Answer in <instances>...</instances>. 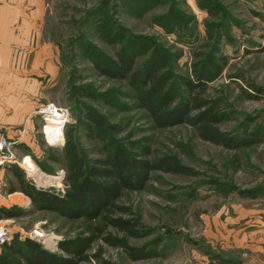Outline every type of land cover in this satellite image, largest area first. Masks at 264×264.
Returning <instances> with one entry per match:
<instances>
[{"label": "rangeland", "instance_id": "obj_1", "mask_svg": "<svg viewBox=\"0 0 264 264\" xmlns=\"http://www.w3.org/2000/svg\"><path fill=\"white\" fill-rule=\"evenodd\" d=\"M36 29L46 50L32 101L68 110L63 144L65 132L73 131L88 166L116 152L144 158L147 150V159L170 157L183 169L153 172L142 190L124 192L118 201L126 213L116 216L135 220L139 237L109 232L156 257L132 261L97 242L88 254L99 258L80 264H190L197 253L213 262L216 255L237 258L238 251L222 252L215 238L239 225L264 224V0H45ZM118 53L135 55L131 72L104 75L100 68L114 71ZM194 54L224 61L205 99L231 149L200 140L186 124L158 128L140 107L138 95L149 83L135 78L146 69L165 81L171 106L188 101L184 82ZM34 115L14 146V161L0 165H10L6 183L24 196L4 209L15 216L0 222L9 236L0 246V264H27L28 240L65 258L59 244L79 234L80 222L38 210L21 192L17 177L27 189L61 194L65 188L63 145H46ZM40 174L48 178L38 180ZM9 247L23 256H10Z\"/></svg>", "mask_w": 264, "mask_h": 264}, {"label": "trees", "instance_id": "obj_2", "mask_svg": "<svg viewBox=\"0 0 264 264\" xmlns=\"http://www.w3.org/2000/svg\"><path fill=\"white\" fill-rule=\"evenodd\" d=\"M116 62L114 71L100 70H103L104 75L113 78H125L133 68L135 55L118 53ZM223 66L222 58L208 56L201 59L199 54H194V61L190 66V80L184 82L188 101L179 106H171L173 101L169 91L165 90V81L155 76L153 70L146 69L143 77L135 78L139 85L149 83L148 88L142 89L138 95L140 107L146 110L158 128L186 124L200 140L231 149V140L219 131V119L205 99L208 84L220 76ZM61 153L65 185L61 194L27 189L25 183L16 177L21 185V192L29 197L32 205L40 211L54 213L65 220L80 222L79 234L59 244V249L67 254L65 258L49 253L34 242L25 241L23 248L28 255L23 258H27V264H80L89 258L98 259L99 254H88L92 245L97 242L121 249L132 261L156 257L128 246L125 238H118L109 232L115 230L125 237H139L135 230V220L116 216L126 213L125 209L118 206V201L124 192L142 190L153 172L182 173L183 169L170 157L147 159V150L143 154L144 158L116 152L112 157L96 160L94 166H88L79 153L71 130L64 134ZM47 158L55 161L53 154ZM14 216L10 211L0 209V218ZM8 253L15 256L21 255L22 251L9 247Z\"/></svg>", "mask_w": 264, "mask_h": 264}, {"label": "crops", "instance_id": "obj_3", "mask_svg": "<svg viewBox=\"0 0 264 264\" xmlns=\"http://www.w3.org/2000/svg\"><path fill=\"white\" fill-rule=\"evenodd\" d=\"M44 4L45 0H0V132L17 140V144L22 141L32 113L35 114L38 107L37 101H32V84L37 82L40 66L44 65L40 58L46 49L41 47L36 29L44 16ZM34 116L39 118L36 114ZM9 167L0 166L2 210L12 205L14 197H24L6 183L5 172ZM242 226L215 238L222 252L235 254L234 251H238L237 258L216 255L213 262L206 254L197 253L193 257L196 261L190 264H223L221 261H225L224 264H264V224L251 222L245 225L246 229H240Z\"/></svg>", "mask_w": 264, "mask_h": 264}, {"label": "built area", "instance_id": "obj_4", "mask_svg": "<svg viewBox=\"0 0 264 264\" xmlns=\"http://www.w3.org/2000/svg\"><path fill=\"white\" fill-rule=\"evenodd\" d=\"M35 114L41 122V133L49 147H61L63 145V131L68 122V110L58 107L53 103L39 105ZM47 126H54L47 130ZM17 140L9 139L6 133L0 132V165L10 164L14 161L13 149ZM9 242V236L5 228L0 225V246Z\"/></svg>", "mask_w": 264, "mask_h": 264}, {"label": "bare ground", "instance_id": "obj_5", "mask_svg": "<svg viewBox=\"0 0 264 264\" xmlns=\"http://www.w3.org/2000/svg\"><path fill=\"white\" fill-rule=\"evenodd\" d=\"M47 128H48L47 130H51V128H55V127L54 126H47ZM25 166L27 167V170L32 172V173L37 170L28 161L25 163ZM42 178H48V177H46L44 174H40V176L38 177V180H41ZM51 179L54 180V181H59V177H54V178H51Z\"/></svg>", "mask_w": 264, "mask_h": 264}]
</instances>
